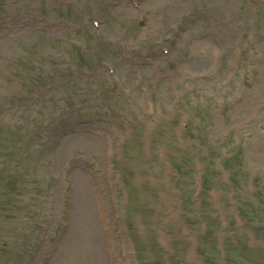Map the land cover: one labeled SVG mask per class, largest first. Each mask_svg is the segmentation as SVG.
<instances>
[{
  "label": "rangeland",
  "instance_id": "1",
  "mask_svg": "<svg viewBox=\"0 0 264 264\" xmlns=\"http://www.w3.org/2000/svg\"><path fill=\"white\" fill-rule=\"evenodd\" d=\"M102 218L121 264H264V0H0V264H110Z\"/></svg>",
  "mask_w": 264,
  "mask_h": 264
},
{
  "label": "bare ground",
  "instance_id": "2",
  "mask_svg": "<svg viewBox=\"0 0 264 264\" xmlns=\"http://www.w3.org/2000/svg\"><path fill=\"white\" fill-rule=\"evenodd\" d=\"M91 238H94L96 240V237H95L94 233L91 234Z\"/></svg>",
  "mask_w": 264,
  "mask_h": 264
}]
</instances>
